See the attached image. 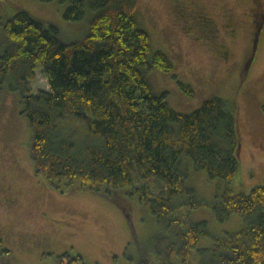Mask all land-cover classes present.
<instances>
[{
    "label": "trees",
    "instance_id": "1",
    "mask_svg": "<svg viewBox=\"0 0 264 264\" xmlns=\"http://www.w3.org/2000/svg\"><path fill=\"white\" fill-rule=\"evenodd\" d=\"M60 1L69 3L68 21L90 15L82 39L63 43L56 27H46L27 11L3 24L0 100L7 84L21 96L20 114L30 129L37 175L62 193L83 190L114 199V192L126 189L121 197L135 196L160 230L169 233L154 239L156 259L147 252L138 264H175L176 255L180 264H189L192 250L210 234L208 225H186L174 215L201 207L186 179L190 166L204 170L225 186L212 206L216 219L224 222L236 214L245 224L199 249L196 263L264 264V186L248 194L231 188L242 147L237 108L213 97L181 113L170 106L167 92L154 93L149 74L172 72L174 64L152 50L137 20V0ZM37 65L49 90L34 95L29 82L35 80ZM178 84L195 95L190 85ZM79 123L88 133L81 144L63 128ZM155 181L161 185L158 194ZM1 246L0 241V251ZM58 264L86 263L80 255L65 253Z\"/></svg>",
    "mask_w": 264,
    "mask_h": 264
},
{
    "label": "rangeland",
    "instance_id": "2",
    "mask_svg": "<svg viewBox=\"0 0 264 264\" xmlns=\"http://www.w3.org/2000/svg\"><path fill=\"white\" fill-rule=\"evenodd\" d=\"M68 5L60 0H0V52L3 24L19 11L56 27L63 43L85 37L90 15L68 21ZM137 6L138 23L149 34L152 50L163 52L174 64L172 72L149 74L154 93L167 92L170 106L181 113H191L213 97L237 108L242 147L231 188L248 194L264 186V0H137ZM197 14L212 27L200 30ZM35 75L29 82L32 94L48 91L41 66H36ZM178 82L190 85L195 95ZM20 98L7 84L0 100V264H58L65 253L80 255L86 264H138L147 252L156 259L154 239L169 233L160 230L135 196L121 197L126 189L114 192V199L83 190L62 193L37 175ZM63 128L66 136L74 133L78 144L86 140L83 124ZM186 185L195 189L201 207L184 208L183 216H174L186 225L207 222L210 233L192 250L189 264H197L199 249L240 230L245 219L236 214L224 222L216 219L212 206L225 186L206 171L190 166ZM152 187L157 194L161 190L157 181ZM13 198L15 203L8 204ZM173 261L180 264V256Z\"/></svg>",
    "mask_w": 264,
    "mask_h": 264
},
{
    "label": "flooded vegetation",
    "instance_id": "3",
    "mask_svg": "<svg viewBox=\"0 0 264 264\" xmlns=\"http://www.w3.org/2000/svg\"><path fill=\"white\" fill-rule=\"evenodd\" d=\"M195 24L199 27L200 30H202L203 32L209 29V25L208 24V19L200 14H197L195 17ZM211 26V25H210ZM212 27V26H211ZM254 29H255V23H254ZM256 30V29H255ZM258 34V32H257ZM256 35V33H255ZM259 35V34H258ZM226 54V53H224ZM8 204H13L15 203V198L11 199L9 202H7Z\"/></svg>",
    "mask_w": 264,
    "mask_h": 264
},
{
    "label": "water",
    "instance_id": "4",
    "mask_svg": "<svg viewBox=\"0 0 264 264\" xmlns=\"http://www.w3.org/2000/svg\"><path fill=\"white\" fill-rule=\"evenodd\" d=\"M240 151H241V148H240ZM240 154V153H239Z\"/></svg>",
    "mask_w": 264,
    "mask_h": 264
}]
</instances>
